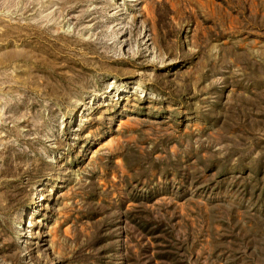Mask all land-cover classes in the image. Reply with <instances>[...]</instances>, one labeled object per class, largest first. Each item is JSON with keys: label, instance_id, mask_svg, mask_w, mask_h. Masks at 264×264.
Masks as SVG:
<instances>
[{"label": "rangeland", "instance_id": "obj_1", "mask_svg": "<svg viewBox=\"0 0 264 264\" xmlns=\"http://www.w3.org/2000/svg\"><path fill=\"white\" fill-rule=\"evenodd\" d=\"M0 264H264V0H0Z\"/></svg>", "mask_w": 264, "mask_h": 264}]
</instances>
